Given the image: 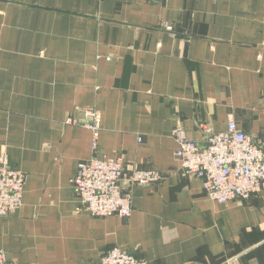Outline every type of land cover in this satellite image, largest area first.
Segmentation results:
<instances>
[{"label": "crops", "instance_id": "0c3cea01", "mask_svg": "<svg viewBox=\"0 0 264 264\" xmlns=\"http://www.w3.org/2000/svg\"><path fill=\"white\" fill-rule=\"evenodd\" d=\"M88 109L95 130L65 124ZM230 126L264 140V0H0V165L27 176L0 218L9 264H100L115 247L147 264H264V186L218 204L174 156L176 128L204 144ZM91 158L162 181L127 188L128 219L96 218L70 184Z\"/></svg>", "mask_w": 264, "mask_h": 264}, {"label": "built area", "instance_id": "2783aa9c", "mask_svg": "<svg viewBox=\"0 0 264 264\" xmlns=\"http://www.w3.org/2000/svg\"><path fill=\"white\" fill-rule=\"evenodd\" d=\"M82 111V110H81ZM85 122L67 118V125H82L95 130L99 115L83 110ZM177 149L174 153L178 169L199 180L205 197L218 204L245 201L264 186V140L233 130L208 132L204 144L191 140L179 128L172 132ZM94 134L93 148H96ZM25 173L0 165V218H8L22 206ZM162 181L161 174L151 170H126L118 158H91L80 161L70 179L81 206L96 218L128 219L132 200L127 188L152 186ZM0 264H9L0 248ZM100 264H147L130 253L111 248Z\"/></svg>", "mask_w": 264, "mask_h": 264}]
</instances>
